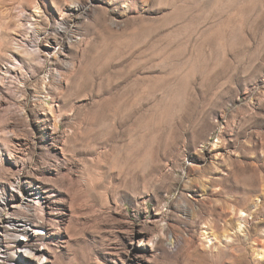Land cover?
<instances>
[{"label":"rangeland","instance_id":"obj_1","mask_svg":"<svg viewBox=\"0 0 264 264\" xmlns=\"http://www.w3.org/2000/svg\"><path fill=\"white\" fill-rule=\"evenodd\" d=\"M262 171L264 0H0V264H264Z\"/></svg>","mask_w":264,"mask_h":264},{"label":"bare ground","instance_id":"obj_2","mask_svg":"<svg viewBox=\"0 0 264 264\" xmlns=\"http://www.w3.org/2000/svg\"><path fill=\"white\" fill-rule=\"evenodd\" d=\"M260 172L261 171H258L255 168H246V169H243V170L238 169V170L235 171V176H236L235 185L232 188V190L234 191L233 195L235 196L234 200H235L236 203H239V202L242 203L243 202V204H240V206L238 205L235 208L236 209V215L239 213V217H238L239 220L245 218V212H244L245 210L243 208H240V207H242V205H243V207L247 208V207H249V205L251 204L250 202L252 201L251 198H250V194H249L252 189L247 188V185L249 187L253 188L254 185H256L255 184V182H256L255 179L257 178V176L260 175ZM262 172H264V171H262ZM223 193H227V192L226 191L223 192L222 189H221L219 194L221 195ZM240 196H243V197L246 198L245 202L244 201H238V200H240ZM210 202H211V200L208 199V200L203 201L202 204L205 207H210L211 213H214L215 215L217 213V216L220 219H223L224 217H226L228 215L227 209L225 210L224 206L222 207L223 210L219 212L218 211L219 206L218 205L209 206L208 204ZM227 207L229 208L230 206H227ZM260 209H261L260 207H257L254 210L252 208L251 213L254 214V218L256 219V221L252 224V227L250 229L248 227V231L246 229V231H247L246 234L249 236V238L252 237L253 233L256 232L259 229V227L264 223L263 219H261V218L257 219V216L260 213ZM27 224L28 223L23 222L20 219L19 220L15 219V218L14 219H8L6 221H1L0 222V238H4V236L6 237L7 235L9 236L11 234V230L13 232L15 231V233H18L20 235H26V234L28 235L29 228H28ZM237 229H238L237 232L242 230L241 221H238ZM19 248H23L24 249L23 251L25 253V255H24L25 257H29L28 255L36 256L34 249L29 247L28 245H19ZM2 254H3V252H2ZM259 254H261V255L263 254L262 250L258 252V255ZM0 257H2V256H0ZM30 258H32V257H30Z\"/></svg>","mask_w":264,"mask_h":264}]
</instances>
